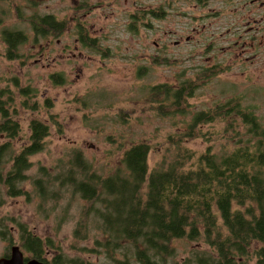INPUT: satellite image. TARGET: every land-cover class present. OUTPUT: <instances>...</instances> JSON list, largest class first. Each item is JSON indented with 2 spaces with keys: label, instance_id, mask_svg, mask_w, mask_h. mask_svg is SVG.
<instances>
[{
  "label": "rangeland",
  "instance_id": "1",
  "mask_svg": "<svg viewBox=\"0 0 264 264\" xmlns=\"http://www.w3.org/2000/svg\"><path fill=\"white\" fill-rule=\"evenodd\" d=\"M151 11L160 14L154 17ZM33 14L52 15L66 28L58 37L32 44L29 18ZM76 14L77 19L89 14L85 24L87 29L93 26L90 36L107 53L93 55L75 42ZM0 17V31L16 29L29 38L19 49L21 58L14 60L6 58L0 38V90L12 93L21 130L14 148L27 143L31 119L50 126L48 115L54 114L61 127L50 126L44 150L31 157L30 178L38 166L53 167L77 150L93 171L103 175L114 169L128 147L138 143L150 147V170L171 162L180 140L194 158L208 148L216 154L229 152L239 140L238 132H244L239 119L237 129L235 125L226 130L227 123L216 120L196 128L192 139L182 135L194 114L213 111L231 99H238L264 123V0H0ZM131 23L134 32L129 30ZM55 73L65 77L62 85L52 82ZM182 81L192 88V97L179 105L185 113L176 105L167 106L169 102L164 107L174 108L175 113H162V96L153 97L152 89L176 88ZM26 87L35 95L29 98L37 103L34 111L20 107L19 90ZM46 100L52 104L48 111L44 110ZM21 188L25 195L20 197L3 193L1 217L48 237L65 261L117 264L122 251L113 253L116 262L107 257L99 246L105 237L86 221L82 201L70 200L66 194L47 202L40 212L38 200L26 198L33 191L31 180ZM84 223L88 224L75 239L74 230ZM84 233L86 238L81 239ZM173 245L178 263L190 257L195 247L208 250L204 244L186 240ZM248 263L255 264V259Z\"/></svg>",
  "mask_w": 264,
  "mask_h": 264
},
{
  "label": "trees",
  "instance_id": "2",
  "mask_svg": "<svg viewBox=\"0 0 264 264\" xmlns=\"http://www.w3.org/2000/svg\"><path fill=\"white\" fill-rule=\"evenodd\" d=\"M151 14L157 17L160 13ZM1 23L0 17V26ZM133 23L129 26L132 32L136 31ZM29 24L32 44L58 37L66 28L52 15L33 14ZM0 38L8 60L20 59L19 49L29 41L23 31L6 27L0 31ZM51 80L59 85L66 81L58 73L51 75ZM187 82L182 81L176 88L159 85L152 89L153 97L162 96V113H175L174 108L164 107L165 102L185 113L179 105L192 97ZM19 95L20 107L36 110L37 103L29 100L35 96L33 90L21 88ZM51 105L46 100L44 110L48 111ZM16 116L12 93L1 89L0 140L4 141L0 142V207L3 193L8 198L23 196L21 186L31 180L33 191L26 198L35 197L40 212L47 202L61 200L66 194L70 200L82 201L86 221L90 220L105 237L99 246L107 257L112 260L115 251H122L117 264H249L251 258L255 264H264V123L249 108H243L238 99L219 104L213 111L197 112L187 133L182 135L192 139L196 128L216 120L226 122V130L235 125L237 129L239 119L244 132H238L239 140L229 152L216 154L208 148L194 158L180 140L172 161L159 163L150 170V147L138 143L128 147L106 175L93 171L77 150L53 167L38 166L30 178L27 173L32 168L31 157L44 150L49 128L57 125V119L49 114L50 126L31 119L27 143L16 150L15 141L21 138ZM11 223H17L19 229L26 228L14 219ZM87 224H78L75 239ZM85 238L84 233L81 239ZM178 240L204 244L208 250L195 247L190 257L178 263L173 245ZM69 263L85 264L83 260Z\"/></svg>",
  "mask_w": 264,
  "mask_h": 264
},
{
  "label": "flooded vegetation",
  "instance_id": "3",
  "mask_svg": "<svg viewBox=\"0 0 264 264\" xmlns=\"http://www.w3.org/2000/svg\"><path fill=\"white\" fill-rule=\"evenodd\" d=\"M87 15H84V18L78 17V19L77 14L73 17L75 42H78L81 48H87L91 51L92 46H94L95 51H92V54L102 56L105 53L104 50L100 49L99 44L101 42L90 36V30L93 26L88 29V26L86 27L85 19L88 18ZM76 49L77 47H74V50ZM100 51H102V54ZM72 58H75V54H72ZM59 250L60 248L55 247L48 237L38 236L27 225L23 230L19 229L18 225L13 227L11 226V220H7V216H0V264H70L62 259Z\"/></svg>",
  "mask_w": 264,
  "mask_h": 264
},
{
  "label": "water",
  "instance_id": "4",
  "mask_svg": "<svg viewBox=\"0 0 264 264\" xmlns=\"http://www.w3.org/2000/svg\"><path fill=\"white\" fill-rule=\"evenodd\" d=\"M14 257H15V256H14V254H13V259H14Z\"/></svg>",
  "mask_w": 264,
  "mask_h": 264
}]
</instances>
